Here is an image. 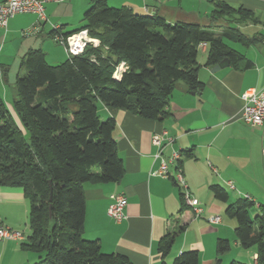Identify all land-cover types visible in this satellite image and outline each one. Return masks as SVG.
<instances>
[{
    "label": "trees",
    "instance_id": "obj_1",
    "mask_svg": "<svg viewBox=\"0 0 264 264\" xmlns=\"http://www.w3.org/2000/svg\"><path fill=\"white\" fill-rule=\"evenodd\" d=\"M213 4V24L252 19L241 7ZM82 30L99 46L88 45L81 55H68L56 65L41 51L30 52L16 76L11 110L0 95V187L21 188L29 201L31 234L21 247L39 255L35 264H133L124 255L104 254L98 241L84 238L85 185L117 183L125 174L116 122L103 120L98 105L163 121L178 82L191 92L204 88L197 62L201 45L208 47L206 66L228 59L234 69L248 70L253 63L226 42L246 45L251 40L234 28L217 33L198 23L172 25L158 15L110 7L106 0H92L83 26L69 35ZM123 63L125 69L116 78ZM211 191L217 200L228 202L223 187L213 185ZM180 196L185 208L182 190ZM225 213L237 223L240 246L255 250L256 264H264V205L255 208L252 199L242 197ZM175 239L169 233L161 240L162 264H199L196 251L165 261ZM229 250L228 240L217 241L216 264Z\"/></svg>",
    "mask_w": 264,
    "mask_h": 264
},
{
    "label": "crops",
    "instance_id": "obj_2",
    "mask_svg": "<svg viewBox=\"0 0 264 264\" xmlns=\"http://www.w3.org/2000/svg\"><path fill=\"white\" fill-rule=\"evenodd\" d=\"M106 1L110 7L125 8L135 14L158 15L172 25L198 23L217 33L234 28L251 42L243 45L227 41L226 44L253 66L237 70L229 65L213 73L217 65L206 66L208 47L203 44L199 47L197 62L204 88L191 92L185 83L178 82L169 100V114L163 121L147 120L125 109L98 105L102 119L112 118L116 122L115 139L125 174L117 183L85 185L84 238L98 241L104 254L124 255L133 264H162L159 244L169 233L175 234L176 239L166 257L167 263L183 252L196 251L199 264H216V244L224 239L229 241L230 250L221 257V264L234 261L256 264L257 253L240 246L235 234L237 223L225 211L242 197L252 199L255 208L264 205V127L252 128L239 119L244 106L242 95L251 89H264V0ZM214 1L241 7L252 13V19L246 23L234 20L213 24L210 16ZM91 5L92 0L48 3L46 21L23 14L0 28V60L3 58L0 83L9 82L7 74L13 68L8 63L12 54L17 57L41 51L48 60L59 49L54 35L66 36L77 31L79 25L82 27L84 13ZM65 52L63 58L67 59L66 49ZM163 133H166L165 140L158 147L153 138ZM174 152L180 153L178 167L188 191L203 210L200 217L195 216L192 208L182 206L181 190L173 181L176 167L169 163V175L159 174L162 160L169 161ZM213 185L226 191L228 187L238 197L228 193V202H221L211 191ZM114 194H123L127 200L125 219L120 222L107 213ZM29 211L30 205L21 188L0 187V228L22 231L24 235L23 241H0V264H35L39 260L37 253L21 247L31 234L25 235L30 229ZM214 216L221 217L219 224L209 221ZM181 228L183 231H179Z\"/></svg>",
    "mask_w": 264,
    "mask_h": 264
},
{
    "label": "built area",
    "instance_id": "obj_3",
    "mask_svg": "<svg viewBox=\"0 0 264 264\" xmlns=\"http://www.w3.org/2000/svg\"><path fill=\"white\" fill-rule=\"evenodd\" d=\"M65 1L66 0H2L0 2V28H5L11 19L23 14H32L35 15L39 21H46L45 5L48 3H63ZM54 39L57 43L65 47L68 55L72 56L81 55L88 45L98 47L100 44L97 39L90 36L88 30H82L69 36L56 34L54 35ZM124 69L125 66L123 63L116 71L115 77L118 78ZM242 100L244 106L239 118L241 122L252 128L264 127V89L261 91L248 90L242 95ZM165 136L166 133L156 135L153 138V143L158 147H162ZM168 141L172 142L173 140L168 139ZM157 156L160 157V154ZM179 159L180 153L174 152L169 161L162 160L159 174L165 177L169 175V163L176 167V173L173 179L184 194V203L194 210L196 217H200L203 210L199 201L188 191L186 181L178 167ZM230 188L233 189L234 187L230 185ZM110 198L111 203L107 210L108 216L116 222H120L125 219L124 209L127 204L126 196L123 194H114L111 195ZM209 221L213 224H219L221 222V217H210ZM3 240L23 241L24 235L8 227H1L0 241Z\"/></svg>",
    "mask_w": 264,
    "mask_h": 264
},
{
    "label": "rangeland",
    "instance_id": "obj_4",
    "mask_svg": "<svg viewBox=\"0 0 264 264\" xmlns=\"http://www.w3.org/2000/svg\"><path fill=\"white\" fill-rule=\"evenodd\" d=\"M80 26L81 25H79V27H77V29H75V30L81 29ZM230 45L233 46V44H230ZM56 47H58L59 49L57 51H53L51 57L48 60H46L50 65L60 64L66 60L63 58V56L66 55L64 47L60 44H57ZM25 57L26 56H24V55H19L17 57H14V55L12 54V59H11L10 63H8L13 68L12 71L9 74H7L9 76V82L7 84H3V82L0 83V95L3 97L4 103L9 110H11L13 98L17 97L15 80H16V76L18 74H22V69H23V65L25 62ZM0 64H3V58L0 60ZM180 83H182V82H180ZM6 92H7V97L5 95ZM226 189H227L228 193L233 194L236 197H238L237 194H235V192L231 191L228 187ZM28 203H29V201H28ZM254 214H256V211L252 210L251 215L254 216ZM18 232H20V231H18ZM29 233H30V229H28V231H25L26 236Z\"/></svg>",
    "mask_w": 264,
    "mask_h": 264
},
{
    "label": "water",
    "instance_id": "obj_5",
    "mask_svg": "<svg viewBox=\"0 0 264 264\" xmlns=\"http://www.w3.org/2000/svg\"><path fill=\"white\" fill-rule=\"evenodd\" d=\"M230 65V62L228 59H225L223 60L221 63H219L217 66H215L212 70V72H217L219 71L220 69H223V68H226Z\"/></svg>",
    "mask_w": 264,
    "mask_h": 264
}]
</instances>
